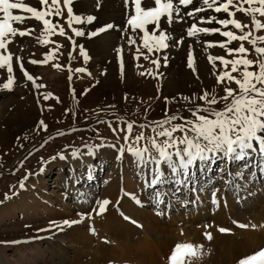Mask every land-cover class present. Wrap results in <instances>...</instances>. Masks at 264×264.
Segmentation results:
<instances>
[{
    "label": "rangeland",
    "instance_id": "374dc122",
    "mask_svg": "<svg viewBox=\"0 0 264 264\" xmlns=\"http://www.w3.org/2000/svg\"><path fill=\"white\" fill-rule=\"evenodd\" d=\"M78 1L83 2L85 7L73 5ZM26 2L36 6V0H26ZM73 4L74 14L81 17L89 15L95 17L91 23L73 24L74 28L85 33L79 37L73 35L65 22L67 8L63 9L65 19H60L59 21L67 31V34L73 36L75 43L83 47L89 57L87 61L81 56L80 47H76L71 52L72 45L65 37L53 35L50 40L63 45L59 52L56 53V57L50 59L47 63L31 64L28 61L33 59L43 60L44 54L55 48L56 45L53 43L41 45L37 42L36 37L40 35L43 25L34 19L26 20L23 25H13L18 28L32 27L35 29L31 36H17L14 42L9 44L8 48L15 56L23 58L24 67L28 72L34 77L40 78L36 83L43 84L45 87L36 89L33 87L32 82L25 80L19 71L14 56L13 67L16 82L11 91L0 89V211L3 205L12 199L15 200V204L18 206L21 203V207L28 206L33 208L37 205L44 210L47 208V210L46 216L43 217L41 215V219H35L30 215L25 217L22 212L17 213V217L14 220L9 217L0 218V264H89L90 260H92L91 257L97 258V261L93 264H165L163 259L157 258L156 253H154L153 259H149L145 253L142 254L141 251L130 248V246L138 244V236L131 235L132 238H125V227L119 229L122 232L118 231V233L107 230L110 224L99 221L97 218L99 215L93 214L91 219L85 218L82 223L71 227L65 226L62 231L37 232V229L47 228L50 221L76 220L80 218L78 213L86 214L91 212L93 208L97 207V199H108L107 195H105L107 194L105 188L109 185L108 180L114 183L117 197H115L114 201L111 199V203L106 210L112 211L111 213L118 210L126 223L128 222L129 224L130 222L132 225L140 224L134 216L131 214L125 215L122 210V208H125L122 202L130 198L127 195L129 192L123 188L125 181L128 179L123 176L125 174L123 167H129L128 176L130 177L131 174L132 176L134 175L132 172L134 171V164L128 163L129 155L127 153L122 160L116 159L117 148L124 144V133L117 132L114 134L112 128H125L126 122H131L133 123V136L141 131L146 136H151L154 135L151 132V127L154 126L152 122L164 119L166 111L169 116L177 115L191 119L192 116L188 109H195L197 105L203 106V101L197 100L196 103H191L184 100L183 97L191 98L194 95L198 97L205 90L208 92L215 90L218 96H223L225 86L236 89L237 85L234 82L230 85L217 84L213 69L207 60L208 53L225 55L224 50L214 47L207 49L206 52L203 47V41H218L222 40L223 37L216 34L189 38L185 33V29L193 22L191 18L185 17L183 22L173 23L171 26H168L162 20V27L167 28L171 35V39L168 41L169 47L159 53H154L149 60H145L142 55L139 59H135L136 47L140 44V41L137 40V45L129 46L128 36L132 35L135 37L139 30H137V33H132L130 28L125 31L129 11L126 10L123 0H73ZM150 4L151 0H145V6ZM61 6L63 7V0H61ZM245 6L247 7V5ZM132 8V5L128 6V9ZM187 9H182L181 14L186 13ZM189 9L193 10L194 8ZM12 11L13 14H19L18 10ZM208 15L224 17L223 13L216 14L211 11L206 12L204 16ZM236 18L243 23L251 24V19L244 17L240 13H237ZM260 19L264 22V17H260ZM108 24L114 25V27L99 32L98 35H91V33L98 32L99 29ZM202 26L215 27L217 25ZM152 27V25H149V30ZM139 34L142 35V33ZM255 35H264V31L255 33ZM181 37H183V43L177 46L176 41L180 40ZM197 40L200 42L198 43ZM189 45L192 46L195 58V67L197 69L195 74L187 66ZM239 45L240 42L235 41L230 47L238 48ZM260 46H264V44ZM245 47L250 48V45L245 42ZM117 48L123 49V71L117 55ZM141 51L147 54L146 49H141ZM69 52H71V59H69ZM157 56L161 58L158 69L150 62L151 59H155ZM164 56L168 57L166 64L163 60ZM227 58L232 59L231 56ZM248 58L255 60L256 56L252 53ZM54 64L64 67H53ZM69 67L72 69L71 73L68 70ZM77 68H85L87 71L76 72L75 69ZM148 70H151L153 75H148ZM220 70L222 71L223 69L221 68ZM140 73L146 74L141 75ZM69 75L72 77L71 81L69 80ZM233 75L238 78L240 76L239 73H233ZM0 76L1 78L5 76V70H0ZM5 81L0 79V84ZM47 93H51L52 96L45 100L42 94ZM165 98H168L167 101ZM215 107L221 108L223 105L218 104ZM40 121L47 125V131L38 126ZM173 123H181V121L177 120ZM109 124H111L112 128L109 127ZM139 125H146V127L141 129ZM60 132L64 134L59 135L58 133ZM117 135L120 136L119 141L117 140ZM176 135L180 134L177 133ZM102 141L104 147L95 150L97 152L93 159L96 174L98 173L97 175L95 174L96 177L86 181L88 170L85 167L82 170L77 169V173H75L76 171L73 173L72 167L79 166L76 163L77 161L85 158L89 159L88 156L85 157L83 152L86 149L88 150L85 145H100ZM143 143L141 142V145ZM112 144H115L116 148L109 146ZM104 148L109 150L106 152ZM77 149L80 150L82 155L79 159H73L71 153ZM61 152L66 157L67 153L70 154V158L64 159V161L60 159L61 163L56 164L55 160L51 158ZM251 155L258 156L256 153ZM246 160L244 162H231L230 169L233 167V170H231L234 172L233 176L236 175L237 170H241L243 179H238L237 182L233 183L230 186L232 190L227 191L225 194L227 196V204L230 206L233 203L237 206L238 210L234 209L237 211L235 218L240 216L242 220L243 215L251 217L256 212L261 211L262 202L264 201V175H257L253 166L255 163H252L251 170L248 171ZM216 163L214 167L217 166L215 169L218 170V166L221 167L224 163L226 164V161L216 160ZM44 164H47V166H43ZM103 164L106 166L104 169ZM197 164L198 169H200L199 162ZM210 164L206 165V169L210 167ZM214 167L211 166V169ZM41 168L46 169L41 172ZM141 171L140 169V173ZM164 171L168 174L166 167ZM208 171L209 173L212 172L210 169ZM99 173H101L100 176ZM195 173L198 174V172ZM79 175H81L80 183L74 184V176L78 177ZM25 176L28 177L26 180L24 179ZM132 176L131 180L136 181L137 178ZM222 176L225 178V175L220 174L219 176L216 171H213L209 177L214 179H211L213 182L206 183V179L198 174L196 183H188L191 185V188L189 187L188 189V195L177 191L174 194L175 188L170 187V185L159 186V190L166 193L164 198L170 197L169 194L171 193L170 198H172L173 194L176 196L178 207L171 209L167 207V204L172 201L170 199L167 202L163 199L164 203L159 206L154 203L152 196L154 189L144 192L147 202L136 204V202L132 201L135 204L130 206L134 210L136 209L135 212L138 210L145 211V214L150 213V216L154 219H163H158L155 224L161 225L159 228L161 231L163 230L164 234L167 231L169 233V237L165 239L164 234L161 233L162 240L171 239L168 241L167 246L170 249L167 247L165 249L166 252L168 251V257L171 253L170 250L177 243L186 242L176 240L181 235L178 233L179 231L187 233L188 237L191 238L188 241L192 243L194 238L197 239L196 233L199 234L204 225L213 222L211 217L222 219L221 214L223 209H225L224 206L221 203L216 210L214 209L215 205L209 202L210 198H208V195L211 197L213 188L221 190L225 187V192L227 184H224V178L220 179ZM137 177H139L138 181H141L144 176L138 174ZM200 177L202 179H199ZM41 179H43V185V182L40 184ZM21 181L24 182V185L30 182L29 187L25 185L21 189ZM237 185H239V188L242 187V199L237 197L239 192ZM202 188L204 189L203 191L201 190ZM141 191L142 188L135 185L132 194L138 195ZM75 192H82L85 196L81 198ZM6 193L11 197L10 199L6 200L4 198ZM220 193H222V190ZM219 194L217 193V195ZM195 199L197 201L203 199L202 204L194 205ZM16 200L18 201L16 202ZM184 201L185 204H183ZM202 211L208 212L211 217L207 216L205 218ZM225 211L227 220L245 225V223L232 218L228 210ZM24 212L27 213V210L25 209ZM0 214L2 213L0 212ZM204 218V221L201 220ZM253 220L256 219L254 218ZM132 221H135V223ZM217 225L222 226L219 223ZM90 227L94 228L95 232L90 231ZM211 228L213 227L211 226ZM216 228L218 229L219 227L215 226L214 229ZM232 228L235 229L236 227L232 226ZM245 229L236 228L235 230ZM170 231H173L174 234ZM79 233L88 234L89 239H92L93 247H91L92 251H90L92 254L89 251L86 252L84 245L81 244ZM36 237L40 238L37 239ZM201 241L206 242L205 235H201ZM203 247L204 252L206 248L205 246ZM124 248L126 249L124 250ZM109 251L117 253L111 255L112 252L109 253ZM107 253L110 255L108 256ZM163 255L165 258L166 254L163 253ZM205 256L203 254L200 258L193 259L192 264H203L204 261L201 260ZM244 256L246 255H241L240 259L244 258ZM151 261L152 263H150Z\"/></svg>",
    "mask_w": 264,
    "mask_h": 264
},
{
    "label": "snow or ice",
    "instance_id": "6c2138e0",
    "mask_svg": "<svg viewBox=\"0 0 264 264\" xmlns=\"http://www.w3.org/2000/svg\"><path fill=\"white\" fill-rule=\"evenodd\" d=\"M195 2L196 0H151V4L145 6V0H123L126 10L129 11L125 31L130 28L132 33H137V30L142 33V35L137 33L135 37L128 36L129 46L137 45V40L140 41L136 47L135 59H139L142 55L145 60H149L154 53H159L169 47L168 41L171 39V35L167 28L162 27V20L171 26L173 23L183 22L185 17H188L193 22L185 29L187 37L198 38L201 35L216 34L223 37L222 40L218 41H203V47L206 52L207 49L214 47L224 50L225 55L207 54V60L213 69L217 84L230 85L234 82L237 85L236 89L225 86L223 96H218L215 90L212 92L205 90L198 97L195 95L191 98L183 97L184 100L191 103H196L197 100L203 101V106L197 105L195 109H188L192 116L191 119L177 115L169 116L166 111L164 119L152 122L154 126L151 127V132L154 135L151 136H146L143 131L133 136V123L131 122H126V127L120 129L112 128L109 124L114 134L117 132L124 133V144L117 148L116 159L122 160L126 153L131 156L132 162L138 169L142 170L140 174L144 176V187L154 189L153 201L157 206L164 203L163 197L166 195L159 190V186L170 182L185 186L188 183H195L194 169L198 162L201 170H204L206 165L215 163L216 160L223 159L229 163L243 161L249 158L252 153H258L260 160L256 166L264 175V46H260L264 44V35H255V33L264 31V22L260 19V17H264V0H200L198 7L183 15L181 14L182 9L188 8ZM72 4L73 0H63V7L61 0H36V6L27 3L26 0H0V14H2L0 15V70H5L8 74L6 81L0 84V89L11 91L16 82L13 67L15 54L9 51V44L13 43L17 36H31L35 31L32 27L18 28L14 27V24L23 25L26 20L34 19L43 25L40 35L36 37L37 42L41 45H48L49 43L56 45L55 48L44 54L43 60L28 61L31 64L47 63L56 57V53L63 45L50 40L53 35L65 37L72 45L73 50L80 47L81 56L85 61L89 59L83 47L75 43L73 36L67 34L59 21L65 19L63 9L67 8L65 22L73 35L79 37L85 33L74 28L73 24L91 23L95 17L90 15L81 17L74 14ZM129 5H132L133 8L128 9ZM12 10H18L19 14H13ZM209 11L216 14L223 13L224 17L221 18L219 15L197 16L198 13ZM237 13L250 18L251 24L243 23L237 19ZM149 25L153 26L151 30L148 28ZM113 27L114 25L108 24L99 29L98 32L91 33V35H98L99 32ZM235 41L240 42L239 47H230ZM197 42L200 41L197 40ZM245 42L250 45V48L245 47ZM182 43L183 37L176 41L177 46ZM141 49H146L147 54ZM116 51L123 71V49L117 48ZM252 53L256 56L255 60L248 58ZM68 55L71 59V52ZM228 56H231L232 59H228ZM160 59L157 56L150 62L158 69ZM167 59V56L163 57L165 64ZM15 62L23 77L32 82L33 87L36 89L45 87L43 84L36 83L40 78L34 77L28 72L24 67L22 57L15 56ZM187 66L194 74L197 73L191 45H189ZM53 67L63 68L64 66L54 64ZM68 70L70 73L72 72L70 67ZM75 71L86 72L87 70L77 68ZM233 73H239V78ZM140 74L145 75L146 73ZM147 74L153 75L151 70H148ZM71 79L72 77L69 75V80L71 81ZM42 95L45 100L52 96L51 93ZM165 99L167 101L168 98ZM218 104H222L223 107L216 108L215 106ZM177 120H180L181 123H173ZM38 126L47 131V125L43 121H40ZM139 127L144 129L146 125H139ZM177 133L180 135H176ZM58 134L63 135L64 133ZM119 139L120 136L117 135V140L119 141ZM141 142L144 143L141 145ZM109 146L116 148L115 144ZM85 147L88 148V155H95V150L104 147V143L102 141L100 145H85ZM81 155L78 149L71 153L73 159H79ZM57 158L67 159L62 153H57L51 159ZM165 167L168 174L164 171ZM40 171L43 172L44 169L41 168ZM228 176L229 179L225 183L231 186L233 174L228 172ZM27 178V176L24 177L25 180ZM88 178L91 179V167H89ZM236 179H243V174L236 173ZM24 187V182L21 181L20 188L23 189ZM236 187L238 189L239 185ZM176 191H179V188ZM219 191L217 188H213L211 191L213 205L219 203L217 198ZM127 195L133 198L137 204L141 203L134 194L127 193ZM78 196L83 198L85 194L81 192L78 193ZM4 198L7 200L11 197L6 193ZM110 203L111 201L108 199H97V207L86 214L78 213L79 219H65L60 222L50 221L47 228L37 229V232L62 231L65 226L71 227L82 223L85 218L91 219L93 214L102 215ZM238 226L241 228L249 227V225L244 224ZM208 227L211 226L205 225V228ZM251 227L255 228L256 225H251ZM90 231L95 232V229L90 227ZM218 231L226 233L230 229L219 228ZM204 235L206 239H212L211 232L205 231ZM203 254V245L177 243L168 257V264H192L193 259L200 258ZM238 264H264V249L241 258Z\"/></svg>",
    "mask_w": 264,
    "mask_h": 264
},
{
    "label": "bare ground",
    "instance_id": "6f19581e",
    "mask_svg": "<svg viewBox=\"0 0 264 264\" xmlns=\"http://www.w3.org/2000/svg\"><path fill=\"white\" fill-rule=\"evenodd\" d=\"M199 2H200V0H196V2L194 4H192V5H190L189 8H196V7H198L199 6ZM73 5H81V7H85V4L83 2H81V1H78V2H76ZM189 8L188 9L186 8L187 9L186 12L192 11V9H189ZM204 15H206V12H201V13H198L197 14V16H204ZM81 149L84 150L83 148H81ZM104 150L107 152L109 149L104 148ZM83 152H84L85 157L88 156L89 159L85 158L83 160L77 161L76 163H78L79 166H76V167L73 166L72 167V170H74L73 173L75 171H76L75 173H77V171H78L77 169L82 170L85 167L89 171V167H91V179L88 178V171H87V175H86L87 176L86 177V181H89V180H92L93 178H95L96 175L98 174V173L96 174V169H95L96 167L94 166V162H93V159L95 158L97 151L95 152V155H88V150L87 149L84 150ZM256 154L258 155V153H256ZM67 158H70V154H68V153H67ZM127 160H128V163H133L131 156H129ZM220 160H223V159H220ZM220 160H218V161H220ZM245 160H243V162ZM259 160H260L259 155L258 156H255V155L252 156V155H250V157L247 158V160H246V165H247L248 171L251 170L252 163H255L253 166H254V168H255V170L257 172V175H260L261 172H260L259 168L256 166L258 164ZM60 161H61L60 159H55L54 162L56 164H60L61 163ZM222 162H224V161H222ZM239 162H242V161H239ZM215 164H217V163L216 162L215 163H211L210 164V167H208V169H210L212 172L213 171H216V173L219 176H220V174L221 175H225V178L222 176L220 179L224 178L225 181H226V180L229 179L228 172H231L232 174H234V172L231 171V170H233V167H232V169H230L231 168L230 167L231 166V162L230 163L229 162H226V164L224 163L223 165H221V167L218 166V170L215 169L217 167V166L214 167ZM197 166H198V164H197ZM211 166L214 167V168L211 169ZM222 166H223V168H222ZM128 168L129 167H126V166L123 167V171L125 173V174H123V176H124V178H128L125 181V185L123 187L124 190H126L129 193H132L133 192V187L135 185L138 186V187H140V188H142V191L138 195H135V197L138 198L141 201V203L142 202H147V198L144 197V192H146L144 190L145 189V187H144V177L143 178L141 177L142 178L141 181H138V178L139 177H137L138 174H140V169H138L136 167V165L134 164V167H133L134 168V171H132L134 173V175L132 176V174H131V176L132 177L135 176V178H137V180L136 181L135 180L133 181V180H131V176L130 177L128 176V173H129V171H128L129 169ZM131 168H132V166H131ZM205 169H206V166L204 167V170H201V168L200 169L195 168L194 171L195 172H198L199 175H202L203 178L206 179L205 180L206 183L213 182L212 180H214V179L213 178H209L210 177V173L212 174V172L209 173L208 169H206V171H205ZM208 173H209V175H208ZM236 173H241V170H237ZM198 174L195 173V176H197ZM74 179H75L73 181L74 184H78L77 181H79V183H80L81 175H79L78 177L74 176ZM199 179H202V178L200 177ZM232 179H233V183H235V182L238 181V179H236V175L232 176ZM42 180L43 179H41V181L39 180L40 181V184L43 182ZM225 181H224V184L226 185ZM107 182H108L109 185H107V187L105 188L107 190L106 191L107 194H105V195H107L108 200L111 201V199H113V201H114V199H116L115 197H117L116 196L117 195L116 187H114V183H112V181H109L108 180ZM29 184H30V182H27L25 184L26 187H29ZM43 184H44V182L42 183V185ZM167 185H170V187L175 188L174 194L176 193V189L179 188V191H177V192H179V193H183L184 192V193H186L188 195V193H189V190L188 189H189V187L191 188V185H189V184H187L185 186V185H176V184L171 183V182L169 184H165L163 186H167ZM222 188H223V186H222ZM224 188L221 189L222 190V193L219 194V192L221 190L218 192L219 195H217V198H218L219 203H218V205H215V208H214V209H216V208L218 209L219 206H220V204L222 203V205L225 208V209H223V212L221 214L222 219H220L219 217L212 218L211 215L208 214V212L202 211L203 212V216L205 218L207 216L208 217L209 216L211 217V219H212L213 222H209L208 225L212 226L213 228H211V229H210V227L205 228V225H204V227L202 226L203 228L201 227L202 228L201 231L203 232L202 233L200 231L201 234H200L199 231L194 230L196 232H199V234L196 233L197 239L194 238V241L192 242V244L205 246L206 251H204V256L205 255L206 256L204 257L203 260H201V261H204L205 264H236L237 261H239L241 255H244L245 254L246 256H249V255H251V254H253L255 252H258L260 250V248H263L264 247V221H263V218H264V216H263V214H264V201L262 202V210L256 212L255 215H252L251 217H247V215H243L242 216L243 217V220H242V218H240V216H236V218H235V214L237 212L235 210H238L237 209V206L234 205L233 203H231V205L229 206L227 204V198H226L227 196H225V194L227 193V191H231L232 189H230V186L228 184H227V187L225 189V192H224ZM131 189H132V191L130 192ZM241 189H242V187L239 188V189H237L239 191L237 197L240 198V199H242ZM75 193L78 194V192H75ZM230 193H232V192H230ZM73 194H74V192H73ZM171 194H169L170 197H171ZM174 194L172 195V198H170L169 196H168L169 198L168 197L164 198L165 195L163 197V199L166 200V202H167L168 199L172 200V201L169 202V204H167L168 209H171L173 207H178L177 201L175 199L176 196ZM194 197H196V195H194ZM208 198H210L209 199V202H211V197H209V195H208ZM105 199H107V198H105ZM126 200L127 201L122 202L123 206L125 207V208H122L123 213L125 215H130L131 214L132 216H134V218L140 224L132 225V224H130V222H129V224H128V222L126 223V221L124 219H122V216L120 215V213L118 212V210L113 211V213H111L112 211L106 210L102 215H99L97 217L98 220L99 221H102V222H107L108 225L110 224L109 225V229H107V230H110V231H113V232H116V233H118V231H121L119 229L125 227L126 228V230L124 231V237L125 238L129 239V238H132L131 235H135V236H138L137 237V240H139L138 241V244L132 245V246H130V248L132 247L134 249H137V250L141 251L142 254L145 253V255H148V258L149 259H153L152 257L154 255V253H156L157 258L163 259L164 262L163 261L162 262L166 264L168 262V259H167V257H168L167 256V252L168 251L166 252L165 249L168 246V241L171 240V239L164 240L166 237H169V233H167L168 231L166 232V234H164L162 232L163 230L161 231L160 228H159V226H161V225L155 224L156 221H158L159 218L158 219H154V218H152L150 216V213L149 214L148 213L145 214L146 213L145 211L142 212V211L138 210V211L135 212L136 209L134 210V208L130 206L131 204H135L134 202H136L133 198L130 197V198L126 199ZM202 200L203 199L197 201L195 199V201L193 200L194 201L193 204L194 205H198V204L201 205L202 204L201 203ZM17 201L18 200H16V202ZM132 201H134V202H132ZM183 204H185V201L183 202ZM229 204H230V202H229ZM20 205H21V203H20ZM20 205L19 206L16 205L15 204V200H13V199L10 200V201H8L6 204L3 205V208H1V211L0 212L2 214H0V216H1L0 218L1 219H4V218H8L9 217V218H12V220H14L15 217H17L16 216L17 213H20V212H22V214L25 217L30 215L31 217H34L35 219H37V218L38 219H41L42 218L41 215H43V217L46 216V210H47V208L44 210V209L41 208V206H37V205L34 206L33 208H30L28 206H25V207L22 206L21 207ZM24 205H25V203H24ZM25 209L27 210V213L24 212ZM225 210H228V212H229V214H231V217L232 218H234L235 220L241 221L242 223H245V225H249V227H247L245 230H235L236 228H241V227L238 226L240 223H237V222L233 223V221L230 222L229 220H227L226 217H225V212H226ZM152 216H153V214H152ZM198 217H197V219L199 220ZM205 218L204 219H201V220L204 221ZM254 218L256 220H253ZM159 220H163V219L160 218ZM218 223L221 224L222 226L217 225ZM178 225H179V223H178ZM251 225H256V227L253 228V227H251ZM215 226H217L219 228L230 229V231L229 232H226V233H221L220 231H218L219 228L218 229L217 228L214 229ZM232 226L233 227L235 226L236 228L233 229ZM179 227H180V225H179ZM207 229L209 230L208 232H211L212 239L211 240L206 239V242H205L206 244H205L204 241L203 242L201 241V235H204L205 231H203V230H207ZM189 231H191V230H189ZM170 232L174 234L173 231H170ZM191 232H193V231H191ZM161 233L164 234V236H165L163 240L161 239ZM178 233H180L181 235H180V237L178 236L176 238V240H181L183 242L186 241L185 243H189L188 240H190L191 238L188 237L189 235H187V233L182 232V231H179ZM79 234H80V237H79L80 238V241H82L81 244L84 245V248H85L86 252L89 251V253L92 254V252H90V251H92L91 250V247H93V241H92V239H89L88 234H82V233H79ZM113 236H115V235H113ZM173 239H175V238H173ZM125 249L126 248H124V250ZM168 249H170V248H168ZM171 251L172 250H170V252ZM110 252H112V251H109V253ZM82 253H83V251H82ZM116 253H115V251H113L111 253V255H115ZM163 253L166 254V257L165 258H164ZM170 254H169V256H170ZM107 255H108V253H107ZM246 256H244V257H246ZM105 257H106V255H105ZM91 258H92V260H90L89 264H93V263H95L97 261V258L96 257H91ZM98 258H99V255H98ZM61 262H64V261H61ZM150 263H152V261Z\"/></svg>",
    "mask_w": 264,
    "mask_h": 264
}]
</instances>
